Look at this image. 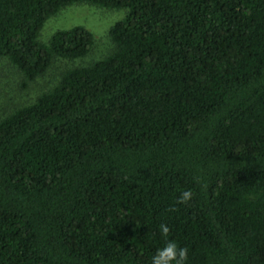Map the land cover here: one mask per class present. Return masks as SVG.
I'll use <instances>...</instances> for the list:
<instances>
[{
    "label": "trees",
    "instance_id": "16d2710c",
    "mask_svg": "<svg viewBox=\"0 0 264 264\" xmlns=\"http://www.w3.org/2000/svg\"><path fill=\"white\" fill-rule=\"evenodd\" d=\"M77 4L126 16L64 68L91 33L39 36ZM0 60L64 68L0 111V264H150L161 224L187 264H264V0H0Z\"/></svg>",
    "mask_w": 264,
    "mask_h": 264
},
{
    "label": "rangeland",
    "instance_id": "374dc122",
    "mask_svg": "<svg viewBox=\"0 0 264 264\" xmlns=\"http://www.w3.org/2000/svg\"><path fill=\"white\" fill-rule=\"evenodd\" d=\"M125 16L126 11L122 9H102L89 4L72 5L62 9L45 23L39 40L41 42L48 41L56 31L60 30L73 27L86 29L94 40L91 54L84 60L66 64L64 68L70 65L74 67L87 66L111 52L112 46L109 42L108 32L115 23L124 20ZM62 70H60L59 63L55 64L45 75L25 90L21 86V77L15 74L16 72L8 63L0 60V111L4 110L7 113L13 108L32 102L39 93L48 90L55 84Z\"/></svg>",
    "mask_w": 264,
    "mask_h": 264
},
{
    "label": "clouds",
    "instance_id": "9594fccd",
    "mask_svg": "<svg viewBox=\"0 0 264 264\" xmlns=\"http://www.w3.org/2000/svg\"><path fill=\"white\" fill-rule=\"evenodd\" d=\"M192 195L190 190L183 191L177 202L186 204L191 200ZM159 231L165 237V243L163 247L156 249L150 264H187L188 249L181 248L176 241L168 239L169 228L167 225L161 224Z\"/></svg>",
    "mask_w": 264,
    "mask_h": 264
}]
</instances>
